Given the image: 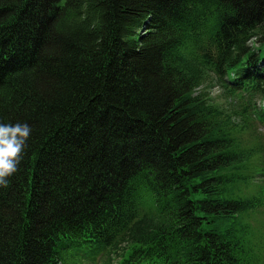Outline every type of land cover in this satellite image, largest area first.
I'll use <instances>...</instances> for the list:
<instances>
[{
  "label": "trees",
  "instance_id": "obj_1",
  "mask_svg": "<svg viewBox=\"0 0 264 264\" xmlns=\"http://www.w3.org/2000/svg\"><path fill=\"white\" fill-rule=\"evenodd\" d=\"M209 77L264 129V0H0V264H260Z\"/></svg>",
  "mask_w": 264,
  "mask_h": 264
},
{
  "label": "rangeland",
  "instance_id": "obj_2",
  "mask_svg": "<svg viewBox=\"0 0 264 264\" xmlns=\"http://www.w3.org/2000/svg\"><path fill=\"white\" fill-rule=\"evenodd\" d=\"M211 101L218 104L231 118L230 131L237 148L246 153L247 160L238 170L245 181L239 185L241 198L259 197L261 206L249 212L245 221L249 225V243L260 264H264V129L256 125L245 101L226 87L209 77L203 84ZM254 102L259 105L260 99ZM119 258V259H118ZM121 257L100 258L95 263L70 259L69 264H118Z\"/></svg>",
  "mask_w": 264,
  "mask_h": 264
},
{
  "label": "clouds",
  "instance_id": "obj_3",
  "mask_svg": "<svg viewBox=\"0 0 264 264\" xmlns=\"http://www.w3.org/2000/svg\"><path fill=\"white\" fill-rule=\"evenodd\" d=\"M32 128L27 123H0V187L19 170Z\"/></svg>",
  "mask_w": 264,
  "mask_h": 264
},
{
  "label": "bare ground",
  "instance_id": "obj_4",
  "mask_svg": "<svg viewBox=\"0 0 264 264\" xmlns=\"http://www.w3.org/2000/svg\"><path fill=\"white\" fill-rule=\"evenodd\" d=\"M254 71V70H253Z\"/></svg>",
  "mask_w": 264,
  "mask_h": 264
}]
</instances>
